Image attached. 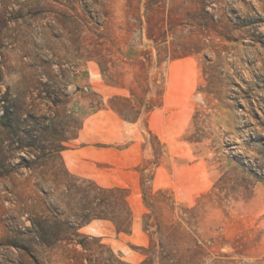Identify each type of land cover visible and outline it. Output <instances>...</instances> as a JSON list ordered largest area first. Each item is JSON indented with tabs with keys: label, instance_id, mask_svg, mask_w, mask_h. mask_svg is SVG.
<instances>
[{
	"label": "rangeland",
	"instance_id": "374dc122",
	"mask_svg": "<svg viewBox=\"0 0 264 264\" xmlns=\"http://www.w3.org/2000/svg\"><path fill=\"white\" fill-rule=\"evenodd\" d=\"M145 213L157 251L264 256V0H0V264H138Z\"/></svg>",
	"mask_w": 264,
	"mask_h": 264
},
{
	"label": "trees",
	"instance_id": "16d2710c",
	"mask_svg": "<svg viewBox=\"0 0 264 264\" xmlns=\"http://www.w3.org/2000/svg\"><path fill=\"white\" fill-rule=\"evenodd\" d=\"M132 93L134 94V91L132 90ZM128 100L127 98H124ZM151 106H155V103H153ZM150 106V107H151ZM137 106H132L129 111H124L125 109H122L120 107H117L116 105H113V108L117 110L122 116L128 117L130 116L131 112L133 113L135 111V108ZM128 110V109H126ZM131 117V116H130ZM134 118V117H131ZM98 191L102 192L104 197L102 199V204L104 206V210L102 214H99L96 212V209H93V213H90L88 215V219L85 222L90 221L93 218L101 217L111 220L118 233L121 232H131L132 230V222H133V210L130 205L129 199H128V189L123 186H113V187H100L97 186ZM97 195V194H96ZM145 203L150 206V198L153 197V194L151 192H144L143 194ZM97 197H94L92 199V202L95 201ZM96 208V207H95ZM146 217L144 221V230L149 232L150 235V241L148 247H145V257L143 260H141L138 264H156L158 261V264H197L195 261V253L191 252L189 250L185 252L180 251H172L168 250L165 243L162 242L160 244V250L157 251L156 247L157 244L155 240L153 239V234L156 232H161L162 229H164V225L162 226L160 223H158V227L156 230L151 231L150 228L153 226L152 223L148 220L150 217V214L145 213L144 215ZM83 222L79 223L78 225H82ZM167 229L164 234L167 235ZM162 233V232H161ZM78 235H83L78 233ZM76 244H80L84 249H88V245L84 243V241H76ZM81 264H84L81 262ZM257 264H264V256L258 260Z\"/></svg>",
	"mask_w": 264,
	"mask_h": 264
}]
</instances>
